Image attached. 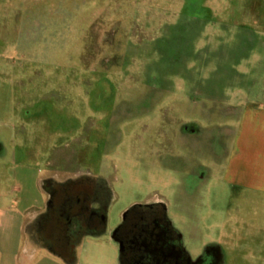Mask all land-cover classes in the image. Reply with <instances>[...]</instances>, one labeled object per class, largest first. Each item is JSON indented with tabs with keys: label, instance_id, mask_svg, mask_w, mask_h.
Returning <instances> with one entry per match:
<instances>
[{
	"label": "rangeland",
	"instance_id": "1",
	"mask_svg": "<svg viewBox=\"0 0 264 264\" xmlns=\"http://www.w3.org/2000/svg\"><path fill=\"white\" fill-rule=\"evenodd\" d=\"M260 45L264 0H0V264L114 260L129 209L125 245L169 221L181 264H264L219 165Z\"/></svg>",
	"mask_w": 264,
	"mask_h": 264
},
{
	"label": "crops",
	"instance_id": "2",
	"mask_svg": "<svg viewBox=\"0 0 264 264\" xmlns=\"http://www.w3.org/2000/svg\"><path fill=\"white\" fill-rule=\"evenodd\" d=\"M258 50H260L259 53L264 55V45L258 46ZM258 69H264V57L258 61ZM261 75L262 72L260 75L258 74V86L264 82ZM255 82H257V80H255ZM262 91L264 92L263 89ZM238 109L240 112V126L229 131V142L224 149L225 155L223 161L219 163V165L224 170L225 179L231 185L264 195V94H258V98L256 99L250 97L246 104ZM205 177L207 176L205 175L204 178ZM204 178L202 180H204ZM120 225L113 229L111 237L109 238L111 243L115 242L119 246L120 243L116 238V230ZM176 228L181 230L179 227ZM107 229L106 223L104 231L94 236L98 237L103 235ZM83 245L84 242L82 239L77 247H82ZM34 250H36V248H34ZM11 258L15 264L18 263L17 257ZM56 258L61 260L63 264L81 263V257H77V253L76 257H73V259L69 261L62 257ZM98 263L122 264L121 257H117L114 260L108 257H100Z\"/></svg>",
	"mask_w": 264,
	"mask_h": 264
},
{
	"label": "flooded vegetation",
	"instance_id": "3",
	"mask_svg": "<svg viewBox=\"0 0 264 264\" xmlns=\"http://www.w3.org/2000/svg\"><path fill=\"white\" fill-rule=\"evenodd\" d=\"M130 210L124 213L123 221L116 230V238L121 247L120 257L122 264H126V257H123L124 254L135 255L134 260L128 258V264H181L182 258L178 255L177 242L169 235V233L173 234L172 230H175L169 221L163 225L164 228L154 221L151 223V227L153 226L151 232L144 228H141V230L139 228L140 225H138L136 229H132V234L125 245V240L120 237L119 231L124 223V218L128 219ZM126 213L127 217L125 216ZM142 226L144 227L145 224H142Z\"/></svg>",
	"mask_w": 264,
	"mask_h": 264
},
{
	"label": "trees",
	"instance_id": "4",
	"mask_svg": "<svg viewBox=\"0 0 264 264\" xmlns=\"http://www.w3.org/2000/svg\"><path fill=\"white\" fill-rule=\"evenodd\" d=\"M131 211V210H130Z\"/></svg>",
	"mask_w": 264,
	"mask_h": 264
}]
</instances>
